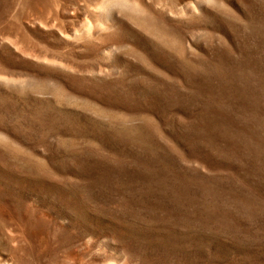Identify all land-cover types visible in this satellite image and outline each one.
I'll list each match as a JSON object with an SVG mask.
<instances>
[{
	"label": "rangeland",
	"instance_id": "374dc122",
	"mask_svg": "<svg viewBox=\"0 0 264 264\" xmlns=\"http://www.w3.org/2000/svg\"><path fill=\"white\" fill-rule=\"evenodd\" d=\"M0 264H264V0H0Z\"/></svg>",
	"mask_w": 264,
	"mask_h": 264
}]
</instances>
